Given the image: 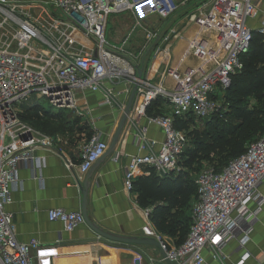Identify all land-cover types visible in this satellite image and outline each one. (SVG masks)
Segmentation results:
<instances>
[{
	"label": "built area",
	"instance_id": "2783aa9c",
	"mask_svg": "<svg viewBox=\"0 0 264 264\" xmlns=\"http://www.w3.org/2000/svg\"><path fill=\"white\" fill-rule=\"evenodd\" d=\"M32 8H39L40 14H34ZM179 10L183 11L180 18L165 32L156 24L143 27V21L166 19ZM123 11L131 13L133 28H144L145 43L138 51L111 44L104 37L108 15ZM257 13L259 18L249 25L247 20ZM197 20L201 21L192 34L184 36L181 52V56L197 61L180 69V57L172 64L174 45L183 38L189 23ZM252 29L259 32L264 46V0H0V264L34 262L33 250L39 241L17 238L5 205L11 191L20 186L18 163L29 162L32 176L40 178L36 168L44 164V158L34 151L54 141L51 135L22 121L15 102L39 91L53 106L74 108L76 93L92 90L102 93L101 103L117 104L121 112L124 103H118L114 83L125 81L129 92L136 82L127 117L132 122L147 115V105L161 96L167 110L147 115V120L157 124L163 135L161 139L148 137L145 126L137 132L138 150L129 154L123 173V185L130 190L138 174L148 175L152 170L166 174L180 168L178 158L187 137L173 126L174 116L190 112L206 118L217 111V95L225 92L231 74L242 67L240 55L249 46ZM167 44V55L150 75L153 59ZM147 51L151 57L144 64ZM161 64L159 79L153 81ZM138 67L142 69L140 76ZM164 75L171 77L169 85L163 81ZM108 141L97 130L92 131L81 146L79 172L90 168ZM194 182L189 229L180 245H171L165 238L168 236L153 225L142 226V234L157 238L172 264H207L204 249L223 259L222 247L231 238L238 234L247 237L264 202L260 190L264 184V132L220 169H200ZM46 214L49 220L60 221L65 230L85 222L79 209L51 207ZM248 255L243 251L234 264H241ZM163 260L161 254L158 258L146 255V264H161ZM263 260L264 250L258 264Z\"/></svg>",
	"mask_w": 264,
	"mask_h": 264
},
{
	"label": "crops",
	"instance_id": "0c3cea01",
	"mask_svg": "<svg viewBox=\"0 0 264 264\" xmlns=\"http://www.w3.org/2000/svg\"><path fill=\"white\" fill-rule=\"evenodd\" d=\"M32 12L39 15L40 9L32 8ZM181 39L185 41L186 38ZM142 62L141 57L139 65ZM162 67L161 64L153 76H156V80L152 79L153 81L159 79L157 75H160ZM167 78V75L162 77L166 84ZM126 86L127 83L123 80L114 83L118 103H125L128 97ZM101 100L100 91H79L76 93V105L70 110L82 115L90 133L97 130L102 138L109 140L121 113L120 106L101 103ZM77 109L80 113L76 112ZM141 126L146 127L148 137L162 138V130L157 124L149 122L147 115L137 116L132 122L127 118L116 145V154L111 153L97 159L91 169L86 208L89 217L103 229L142 234V226L151 224L145 209L138 205L136 195L123 185L128 156L138 150L136 134ZM52 137L54 141L50 146H39L34 151L37 156L44 158V164L36 168L40 178L32 176L33 170L29 162H19L17 169L20 186L11 191L10 201L5 205V209L12 215L17 238H36L39 241L38 248L33 250V264H146V255L152 254L150 245L138 246L143 254L137 248L97 238V234L85 222L72 230H65L60 221L47 218L46 211L51 207L80 210L82 193L75 178L81 181L85 174L79 172L77 163L82 143L87 137L80 142L67 141L59 135ZM260 190L264 194V184L260 186ZM263 250L264 202L247 237L242 238L238 234L222 247L223 259L214 256L209 249L203 250V256L207 264H234L243 251H248L249 255L241 264H258ZM262 263L264 264V260Z\"/></svg>",
	"mask_w": 264,
	"mask_h": 264
},
{
	"label": "trees",
	"instance_id": "16d2710c",
	"mask_svg": "<svg viewBox=\"0 0 264 264\" xmlns=\"http://www.w3.org/2000/svg\"><path fill=\"white\" fill-rule=\"evenodd\" d=\"M240 60L242 67L231 74L224 92L228 112L236 119L231 129L217 130L216 112L206 118H198L190 112L174 116L173 126L183 130L187 137L178 158L180 168L166 174L152 170L148 175H136L132 181L130 190L136 195L138 205L148 208L151 224L159 233L170 237L176 246L187 236L191 219L188 206L196 195L195 178L190 174L205 162H213L212 168L220 169L240 154L248 141L259 138L264 132V46L256 29L252 30L249 46ZM164 110H167L164 99L157 96L147 105L145 113L155 115ZM28 115L32 116L28 120L22 119L26 115L19 117L44 133H62L74 128V120L49 108H37ZM199 121L204 130L199 129ZM90 134L88 131L87 138Z\"/></svg>",
	"mask_w": 264,
	"mask_h": 264
},
{
	"label": "rangeland",
	"instance_id": "374dc122",
	"mask_svg": "<svg viewBox=\"0 0 264 264\" xmlns=\"http://www.w3.org/2000/svg\"><path fill=\"white\" fill-rule=\"evenodd\" d=\"M182 12L181 10H179L178 13L166 19L157 20L154 17H152L148 19V21L146 20L142 22L143 27L150 26V23L156 24V25H159L161 32H165L168 26L172 25L173 23L177 21V19L180 18ZM259 16H260V13H257L255 17L249 18V20H247V23L249 25L255 24ZM194 21L189 23L188 28L184 31L185 34L183 35V37L190 36L192 34V30L197 27L196 25H198L200 23L199 21L201 20H197L196 22ZM143 27L137 26L133 28V17L129 11L110 13L107 18L104 37L111 44H122L125 49L135 52V51H138L141 48V46L145 43ZM126 37L127 39L125 40ZM178 43L174 45L175 46L174 49L178 46ZM165 50H168V44L165 46ZM150 54L151 53L148 51L147 53H145V55H147L145 58L146 64L150 60V57H151ZM172 56H174V51L172 53ZM190 60L194 61L193 63L196 62L194 58H190L188 62ZM162 68L160 69V72ZM170 79L171 77L169 76L167 78L166 85L170 84ZM153 80H156V76L153 78ZM164 80H166L165 77H164ZM217 96H218V101H217L218 109L216 111L217 117L215 118L214 122L216 124L217 130L223 129L224 131L225 130L228 131L231 129L232 125L236 123V119L228 112L229 105L227 104L225 100V94L223 93ZM14 107L19 115H22V114L26 115V117L22 118L23 120H28L29 117H32L31 115H28V114L34 113V111L37 108H40V109L49 108V109H52V111H55L56 113L60 112L62 114H66L65 115L66 119L74 120L75 123H74V128L72 131H66L62 133L45 131L51 136L59 135L60 137H62L63 139L67 141L78 140L80 142V141H84V139L88 135V126L85 125V122L82 119V115L76 114L74 110H70V108L68 107L58 108L56 106L51 105L47 96L41 94L39 91L30 92L24 99H20L19 101L15 102ZM197 124L200 130H204V125H202V121L197 122ZM250 142L251 141H248L247 144ZM213 165H214L213 162H205L203 166L199 167L196 171H193L190 174V177H192V179L195 178L198 172L200 171V169L204 167H213ZM193 202H194V198L191 199L190 204L188 206L189 213H191ZM165 238L168 239L171 245H173V241L170 238L168 237H165ZM149 247L150 249H152L151 255L158 258L160 254L158 248L153 245H150Z\"/></svg>",
	"mask_w": 264,
	"mask_h": 264
},
{
	"label": "water",
	"instance_id": "95a60500",
	"mask_svg": "<svg viewBox=\"0 0 264 264\" xmlns=\"http://www.w3.org/2000/svg\"><path fill=\"white\" fill-rule=\"evenodd\" d=\"M254 30V29H252ZM141 67L137 68V76L141 75ZM136 82H134L131 86L130 92L128 94V97L124 103V106L122 108V111L120 113V116L117 120L116 126L114 128L113 133L111 134L107 148L105 149L104 153L98 158V160L102 159L108 154H116V145L118 142V139L125 127V123L129 114V110L131 108L133 99L135 97V91H136ZM95 163L90 167V169L85 172L83 178L81 181L78 180L76 177V182L77 185L79 186V189L81 190L82 193V198L80 202V211L83 215L85 223L92 229L93 232L97 234V238L114 242V243H121L125 244L127 246H131L134 248H137L139 251H141L143 254L144 252L138 247L139 245H153L157 247L160 251L161 256L163 257V261L161 262L162 264H172L171 260L167 257L165 249L162 247L160 241L149 235L145 234H125V233H119V232H114V231H109L106 229H103L100 227L97 223H95L88 215L87 213V208H86V203H87V189L89 186V177L91 173V169L94 167ZM148 214V213H146Z\"/></svg>",
	"mask_w": 264,
	"mask_h": 264
},
{
	"label": "bare ground",
	"instance_id": "6f19581e",
	"mask_svg": "<svg viewBox=\"0 0 264 264\" xmlns=\"http://www.w3.org/2000/svg\"><path fill=\"white\" fill-rule=\"evenodd\" d=\"M214 14H212V15H210V19H212L211 18V16H213ZM200 22V21H199ZM194 31V29L192 30V32ZM185 34V33H184ZM184 43H185V41H183V39H180L179 40V43H178V46L174 49V59H173V62H174V64L177 62V59H178V57H180V61H179V68H182V66L185 64V63H187V64H194L193 62L194 61H192V60H190L189 62H188V60L191 58V57H189L188 55H183V56H181V52H182V50H183V47H184ZM183 46V47H182ZM167 52H168V50H165V48L153 59V62H152V67H151V69H150V75H152V72L154 71V69H155V67H156V65H157V63H158V61L160 60V59H162V58H164L165 57V55H167ZM176 55V56H175ZM195 61H197V59H195ZM167 77H169V75L167 76ZM138 106V103H137V105L135 106V107H137ZM135 110H136V108H135Z\"/></svg>",
	"mask_w": 264,
	"mask_h": 264
}]
</instances>
